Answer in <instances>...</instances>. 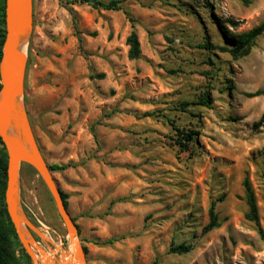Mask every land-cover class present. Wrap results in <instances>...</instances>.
Segmentation results:
<instances>
[{"label": "rangeland", "instance_id": "rangeland-1", "mask_svg": "<svg viewBox=\"0 0 264 264\" xmlns=\"http://www.w3.org/2000/svg\"><path fill=\"white\" fill-rule=\"evenodd\" d=\"M121 1L107 11L32 0L23 103L45 162L70 165L51 174L87 264H264V97L245 96L264 90V35L233 59L218 49L226 41L217 26L250 30L264 22V0ZM202 94L209 107L178 111ZM171 126L197 132L194 146H174ZM26 167L21 207L43 239L34 235L36 245L59 258L71 251L65 228ZM244 178L259 227L246 218ZM219 196V226L204 232ZM180 244L190 250L170 251Z\"/></svg>", "mask_w": 264, "mask_h": 264}, {"label": "water", "instance_id": "water-1", "mask_svg": "<svg viewBox=\"0 0 264 264\" xmlns=\"http://www.w3.org/2000/svg\"><path fill=\"white\" fill-rule=\"evenodd\" d=\"M4 24L0 57V140L7 157L3 194L7 216L32 264H42L34 251L39 256L46 253L36 245L34 235L42 237L24 214L19 201L20 166L26 164L34 170L51 196L71 248V251L61 253L59 258L52 257V264H87L84 249L78 240L77 226L68 214L60 190L36 144L23 103L32 29V0H4Z\"/></svg>", "mask_w": 264, "mask_h": 264}, {"label": "trees", "instance_id": "trees-1", "mask_svg": "<svg viewBox=\"0 0 264 264\" xmlns=\"http://www.w3.org/2000/svg\"><path fill=\"white\" fill-rule=\"evenodd\" d=\"M69 3H83L92 8H100L107 11H118L122 10L121 0H111V1H101V0H69ZM125 14H127L125 12ZM128 15V14H127ZM226 23L229 24L231 28H236L238 22L234 20H227ZM217 26L220 28V32L226 41V47L218 48L222 52H227L233 59H238L240 57L246 56L250 53L251 49L256 45V41L264 35V22L259 25L247 30L245 32L233 34L229 31L224 30L222 25L217 22ZM5 35V24H4V0H0V57L1 48ZM126 44L128 46V58L130 60H135L140 55L139 42L135 32H131L126 39ZM202 48L210 50L213 47L209 43H204ZM98 78H102V74L98 75ZM248 98L253 97H264V90H256L254 92L245 93ZM200 103L193 102H183L180 104L178 111L186 112L187 107L190 105H202L204 107H209L211 104L210 96L207 94H202L199 97ZM181 109V110H180ZM261 121V120H260ZM170 123H173L170 121ZM260 123V122H259ZM258 124H255L257 127ZM173 134L170 140L173 142L174 146L181 148L183 151H188L195 144V137L197 132L186 131L185 129L179 128L177 126H171ZM6 152L3 144L0 140V264H31V260L27 253L22 248L20 242L17 239L14 228L7 216L5 204H4V187H5V168H6ZM25 166V165H23ZM29 170L32 168L28 165ZM66 165H48L51 172L62 171L69 167ZM242 186L244 188V198L248 208L246 218L253 222L256 227H259L257 205L254 193L250 186L247 178H244ZM63 203L66 207L67 195L60 191ZM223 200V196H219L212 200L208 208V222L203 227L204 232H209L219 226V219L217 215V204ZM36 226V225H35ZM114 239L107 240L106 244H111ZM190 250V246L186 244H180L173 246L170 251L177 254L187 253Z\"/></svg>", "mask_w": 264, "mask_h": 264}, {"label": "bare ground", "instance_id": "bare-ground-1", "mask_svg": "<svg viewBox=\"0 0 264 264\" xmlns=\"http://www.w3.org/2000/svg\"><path fill=\"white\" fill-rule=\"evenodd\" d=\"M23 165H25L24 166V168L26 167V164H22L21 166H20V171H21V168L23 167ZM27 168V167H26ZM29 169V168H28ZM27 169V170H28ZM26 171V170H25ZM24 171V172H25ZM28 176V175H27ZM41 258H42V261H43V263H47V264H52V259L50 258V257H48V255H45V254H43L42 256H41ZM65 260H67V258H65ZM42 263V264H43Z\"/></svg>", "mask_w": 264, "mask_h": 264}]
</instances>
